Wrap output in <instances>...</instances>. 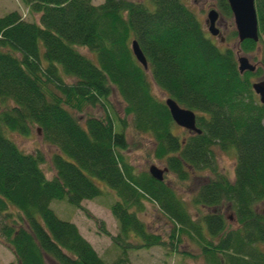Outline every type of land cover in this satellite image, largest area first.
<instances>
[{"label": "trees", "instance_id": "obj_1", "mask_svg": "<svg viewBox=\"0 0 264 264\" xmlns=\"http://www.w3.org/2000/svg\"><path fill=\"white\" fill-rule=\"evenodd\" d=\"M23 1L38 20L17 10L0 14V242L17 264H133L131 250L157 246L174 254L188 241L199 247L202 264H264V105L252 89L264 60L240 73L233 49L214 43L181 0H150L152 9L133 0ZM254 2L260 41L264 0ZM217 5L231 14L227 0ZM236 37L233 29L226 41ZM133 40L147 71L132 53ZM259 41L246 39L240 49L250 53ZM155 88L193 110L201 132L178 134ZM113 89L124 104L122 118L112 111ZM85 106H99L104 116L77 115ZM128 118L180 181L211 172L190 199L196 217L165 180L129 161ZM3 127L22 135L41 130L52 147L50 178L44 152L23 151ZM216 150L234 151L233 180L218 169ZM95 178L114 194L109 209L118 232L105 231L118 249L112 261L50 207L66 196L82 209L83 200L104 194ZM149 205L170 223L167 236L142 217Z\"/></svg>", "mask_w": 264, "mask_h": 264}, {"label": "rangeland", "instance_id": "obj_2", "mask_svg": "<svg viewBox=\"0 0 264 264\" xmlns=\"http://www.w3.org/2000/svg\"><path fill=\"white\" fill-rule=\"evenodd\" d=\"M93 4H100L104 0H91ZM137 2H143L150 9L154 7V3L150 0H133ZM187 5L200 19L204 30L207 35L212 39L214 43L224 47H231L236 54H245L249 60L257 66H261L264 60V32L261 33L260 41L257 43L256 49L250 53L243 51L239 52L237 48V38L226 41V37L229 32L233 30L234 22L232 14H226L221 12L218 8L217 0H181ZM215 8L222 20L219 24L220 31L224 37L221 40L220 37L211 36L207 31L205 20L207 13L211 8ZM17 10L27 20H38L39 13H32L29 11L27 5L23 0H0V14H4L8 11ZM81 53H84L90 57H93V53H89L86 47L76 45ZM155 94L164 99L165 95L161 91L154 89ZM112 104V111L117 116L122 118L123 102L116 89L110 96ZM79 116L85 117L86 115H94L97 117H103L104 111L99 106H85L81 113H76ZM4 134L13 139L18 146L25 152L34 153L36 150H41L46 155V160L42 164L43 170L48 178L53 175V171L50 165L48 154L52 152V147L42 141V135L37 131V127H34L29 135H22L15 132H10L7 129L2 128ZM182 128L175 130L178 134L182 133ZM128 148L125 151L129 161L135 166L137 170H148L151 165H156L160 168H166L164 163L154 157L153 148L154 142L150 139V136L143 133H137L133 130L130 123V118L127 119V127L125 129ZM218 169L227 175L230 180L234 179V167H235V153L233 150L223 152L216 150ZM165 182L175 189V191L187 202L189 210L193 216L196 217V209L192 206L190 199L193 193L197 190L198 186L207 178L212 177L210 171H202L194 174L187 181H180L169 170L164 174ZM96 182L103 189L102 195L94 198L93 200H83L81 202L82 209L75 207L71 204L67 197L64 196L60 199H53L50 202V207L54 210L57 216L63 220L74 222L79 227L81 234L93 245L98 254L106 261H112L118 255V249L113 245L109 235H115L118 232V226L115 218L112 216L109 205L114 200V194L105 185V183L97 178ZM205 213L210 209L202 208ZM225 217L228 220L233 221V213L229 208L224 207L222 209ZM88 212L90 216L87 215ZM201 212V210H200ZM145 221L152 227V230L161 233L163 236H167L170 228V223L159 214L155 208L148 206L146 215L142 214ZM108 233L106 234L105 233ZM131 252V253H130ZM131 254V260L133 264H202V254L199 251V247L194 242H183L178 246V252L169 254L166 250L160 247H152L149 250H134L129 251ZM195 255V257H194ZM49 264H54L48 261ZM0 264H17L14 255L7 247L0 242Z\"/></svg>", "mask_w": 264, "mask_h": 264}, {"label": "water", "instance_id": "obj_3", "mask_svg": "<svg viewBox=\"0 0 264 264\" xmlns=\"http://www.w3.org/2000/svg\"><path fill=\"white\" fill-rule=\"evenodd\" d=\"M229 8L232 12L234 27L237 32V48L241 52L240 43L246 39L259 40V26L254 0H227ZM219 13L215 8H211L207 13L205 24L208 32L213 36H219L220 30L218 27ZM131 49L136 60L142 65L145 71L148 70V62L143 54L138 42H131ZM238 70L240 73L245 71L254 72L257 64L251 62L245 54H236ZM252 89L259 97L260 103L264 105V74L260 79L252 82ZM164 102L167 105L171 117L176 125L192 132L200 133V129L196 125V114L193 110L180 106L171 97H165ZM264 121V120H263ZM41 133V130L37 128ZM167 168H160L156 165H151L148 168L150 175L158 180H164V172Z\"/></svg>", "mask_w": 264, "mask_h": 264}, {"label": "flooded vegetation", "instance_id": "obj_4", "mask_svg": "<svg viewBox=\"0 0 264 264\" xmlns=\"http://www.w3.org/2000/svg\"><path fill=\"white\" fill-rule=\"evenodd\" d=\"M221 20H222V18H221L220 14H219V17H218V24H217L218 26H219ZM220 34L222 35L221 31H220Z\"/></svg>", "mask_w": 264, "mask_h": 264}, {"label": "crops", "instance_id": "obj_5", "mask_svg": "<svg viewBox=\"0 0 264 264\" xmlns=\"http://www.w3.org/2000/svg\"><path fill=\"white\" fill-rule=\"evenodd\" d=\"M77 225V224H76ZM79 228V227H78ZM80 230V229H79ZM81 232V231H80Z\"/></svg>", "mask_w": 264, "mask_h": 264}]
</instances>
